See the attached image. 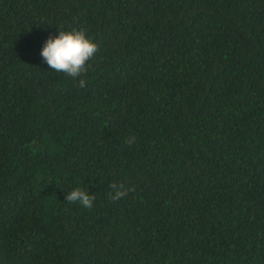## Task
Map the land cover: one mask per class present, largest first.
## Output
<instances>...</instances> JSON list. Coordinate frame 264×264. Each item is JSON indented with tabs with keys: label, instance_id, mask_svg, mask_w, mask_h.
<instances>
[{
	"label": "trees",
	"instance_id": "16d2710c",
	"mask_svg": "<svg viewBox=\"0 0 264 264\" xmlns=\"http://www.w3.org/2000/svg\"><path fill=\"white\" fill-rule=\"evenodd\" d=\"M0 264H264V0H0Z\"/></svg>",
	"mask_w": 264,
	"mask_h": 264
},
{
	"label": "clouds",
	"instance_id": "9594fccd",
	"mask_svg": "<svg viewBox=\"0 0 264 264\" xmlns=\"http://www.w3.org/2000/svg\"><path fill=\"white\" fill-rule=\"evenodd\" d=\"M98 51V45L94 43L83 29H73L71 31L59 30V34L55 37H49L46 40L42 50L41 57L53 71L64 73L73 79L81 76L87 71V62L94 57ZM84 79L79 80V87H85ZM134 136L127 137L125 143L129 146L135 143ZM112 189L108 193L111 200H119L125 197L129 189L124 184L112 183ZM95 197L88 192L75 188L66 193V201L79 202L84 208L91 209Z\"/></svg>",
	"mask_w": 264,
	"mask_h": 264
}]
</instances>
